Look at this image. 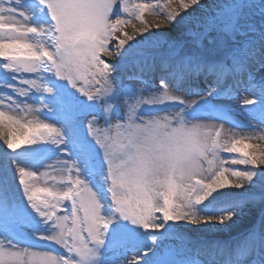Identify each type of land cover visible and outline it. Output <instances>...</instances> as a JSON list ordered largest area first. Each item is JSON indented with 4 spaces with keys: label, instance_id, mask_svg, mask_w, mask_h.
<instances>
[{
    "label": "snow or ice",
    "instance_id": "6c2138e0",
    "mask_svg": "<svg viewBox=\"0 0 264 264\" xmlns=\"http://www.w3.org/2000/svg\"><path fill=\"white\" fill-rule=\"evenodd\" d=\"M19 2L0 0V14L14 12L16 17H23V23L12 22L11 16L0 20V25H4L0 26V46H4L0 50V60L6 61L4 67L35 74L43 67L54 72L57 77L69 80L89 99L106 96L113 91V67L104 57H116L137 34L143 36L154 28L161 29V22L149 24L145 20V12L151 9L154 15L159 16L160 12L169 9L170 4V0L164 4L136 3L132 6L128 0H40L52 20L45 29L28 22L29 14L15 6ZM190 3L199 5V0H190ZM180 6L185 10L183 14L168 11L162 23L170 27L182 24L184 35L190 37L191 41L173 39L155 42V46L168 50V58L162 63V68L166 70L165 78L160 81L163 96L145 99L141 90L135 104L131 105L127 104L126 98L125 118L129 122L137 109L142 111L141 105H156L163 103L164 99L186 107L196 102L170 94L171 79L179 82L187 77L203 75L213 77L218 87L226 77L239 82L241 75L247 73L248 80L252 78L249 65L257 60L255 50L247 41L238 47L234 46L238 38L248 35L242 24L243 6H233L223 16L213 14L199 19L185 15L189 13L188 2L180 0ZM261 7L264 8V0H261ZM118 9L132 18L122 14L113 15ZM133 19L140 20L142 26L137 28ZM128 25L135 29L132 35L126 30ZM34 34L47 43L38 45ZM217 40L227 52L215 61H208L200 54V50ZM110 45H114L115 51ZM18 46L31 51L15 55L7 50ZM186 47L192 49L191 54ZM259 59L260 67H264V54ZM24 83L30 88L9 87L15 88L22 96H27L31 89L53 92L38 75L37 79L25 80ZM214 91L216 87L205 95H211ZM254 102V99H244L246 104ZM113 107L109 103L108 111L111 112ZM184 111V108H179L174 116L149 120L143 126L129 123L133 131L127 142L120 138V123L111 122L100 127L93 117L87 125L90 134L103 149L114 212L133 224L142 225L146 230L162 229L168 221L227 225L240 207L264 202V192L249 193L243 199L233 201L231 210L217 215H196L195 204L202 203L226 187L245 188L253 182L257 175L255 169L264 167V143L251 141L264 140V135L240 136L223 141L222 128L208 131L200 124L188 123ZM173 123L177 126L172 127ZM0 136L5 138L6 146L12 151L39 140L63 141L61 129L55 125L43 120L18 119L2 106ZM221 151L236 154L239 158L234 157L229 162L221 157ZM117 152L127 156L125 164H113L112 156ZM160 161L167 165L164 171L161 170ZM229 163L251 168L240 170L226 166ZM61 165L65 175L59 179L57 175L42 174L48 176L52 182L50 186H39L41 180L37 172L19 165L17 167L20 183L31 207L45 218V222L52 223L53 230L49 235H42L41 239L57 243L69 255H54L53 251L29 252L30 247L22 252H6L4 240H0V264H90L97 256V249L104 244L107 229L114 217L103 214L104 205L97 192L80 178L75 164L69 166L64 162ZM57 183H66L68 187L56 188ZM66 201L70 202L71 207L64 208V214H59ZM8 243L10 248L16 246L10 241ZM257 250L264 251V223L258 231L250 233L236 244L212 243L203 247L204 253L211 258L227 256L228 264H251L250 257ZM25 256L28 257L27 261ZM142 259V256H135L128 264H140ZM261 264H264V260Z\"/></svg>",
    "mask_w": 264,
    "mask_h": 264
},
{
    "label": "bare ground",
    "instance_id": "6f19581e",
    "mask_svg": "<svg viewBox=\"0 0 264 264\" xmlns=\"http://www.w3.org/2000/svg\"><path fill=\"white\" fill-rule=\"evenodd\" d=\"M34 1H35V3H37V1H38V6L25 9V12L27 14H29V19L31 21H32V14H34L36 17V23L37 24H34L33 21L29 22V23L32 25H35L37 27H42V28L46 29V27L48 25H50V23L49 22H42L41 18L45 16L46 21H49L48 17H51V16H50L46 6H44L40 3V0H34ZM139 3L154 4V3L149 2V1L148 2L147 1H139ZM129 5L132 6L133 3L132 4L130 3ZM32 9H34V10H32ZM170 11H179L180 12L181 8H179V6L174 5L172 7V10H170ZM167 13H168V10L160 12V15L157 16V15H154L152 10L150 9L147 12H145V20L149 24H154L155 22H161V28H162L165 25L162 23L163 18H164L163 15H165ZM180 13L183 14L184 10H182ZM161 15H162V17H161ZM1 17L2 16L0 14V18ZM11 17H13L12 22L23 23V20H21L20 18H18V17L16 18L14 16H11ZM127 17L132 18L130 15H128ZM244 18H245V14L243 13L242 21L244 20ZM133 23L136 25L137 28L142 26V22L138 19H133ZM242 24H243V22H242ZM0 26H2V25H0ZM175 27H176V29L167 25V29H168L170 35L174 36V39H184L185 40V38H182L184 36L183 25L177 23ZM126 30L128 31L129 35H132V33L135 31V29L132 28L131 25H128ZM161 30L162 29H155L154 28L150 32L145 33L144 35H148V34H151L153 32L159 33L158 31H161ZM161 34H163V33H161ZM143 36H140L139 34H137L134 37V40L130 41L128 43V45H126L120 51V53L118 55H116V57H104L105 59H107L109 61V63H111V65L113 67V72L111 73V79L113 81V91H112L110 97L113 95H115V96L118 95L124 101L127 98V104H129V105L135 104L136 96L140 94L141 90L144 93L145 99H147L149 97H161V96H163V90L161 89L160 80H158V77H159L158 74L161 72L157 71L158 68L157 69L154 68L155 66L150 68L149 73H146V72L144 73V75L148 76L149 78L154 77L155 80H158V82L155 84L156 85L155 87L150 86L148 83L145 84L140 79L131 78V80H128L126 78V75L130 74L132 72L129 69V67L126 66V64L123 62L124 55L126 54V52L130 51L133 54H138V52H137L138 48H141L143 46L153 45L152 40L147 39V40H143L142 42L139 41V38H141ZM261 37H263V36H261ZM34 39L36 42H38V41H40L41 37L37 34H34ZM35 41H34V43H35ZM234 46H235V44H234ZM110 47L113 49V51H115L114 45H110ZM191 47H194V46H191ZM186 50L188 51L189 54H190V52H192L191 48L186 47ZM226 52H227V49L222 48L220 46L219 40H217L216 43H214V44L206 45L204 49L200 50V54H202L203 57L207 58V59H209V58L210 59L211 58H217V59L221 58L222 56H224L226 54ZM4 64H5V61L0 60V69L2 67H4ZM256 67H258V70H259L260 63L256 64ZM259 73L264 75V70L261 69L259 71ZM40 74L42 76H44V74H42L41 72H38L36 74L34 73L35 76L40 75ZM47 74L50 75L49 71H47ZM53 75H55V74H53ZM122 75L124 76L123 81H121V79H120ZM192 78H195V77H192ZM62 82L63 81L61 80L59 83L61 85H63ZM43 83H44V85L51 87L53 89V92L48 93V92L43 91V89H39V90L34 89V91L31 90V92L33 91V93H40V94L42 93L40 95V98H46V96L49 94H53L51 96L50 95L48 96L50 98H53L56 96H60L61 98L64 97V91L57 89V82H50L49 80H45V81H43ZM170 85H171L170 86V94L180 95V96L187 98L189 100H195L196 101L191 106L186 107L184 105V107H182L185 109L183 115H184L186 122L200 124V125L204 126V128L208 131H212L216 128H222V139H223V141H228V140H231L233 138H239L240 136L264 135V121H262V120L257 121V122L255 120H252L251 121L252 123H249L250 124L249 128H246V129H237V128L230 126L226 123H222L219 120L208 119V117H203V116L201 118H198V119L195 118L193 120L187 121L186 120V113L188 114L187 117L190 118V116L196 110L195 108L199 107L198 105L202 104L200 99H201V97L205 98V95L198 96L195 93L194 88H193L194 90L192 92V91H189L188 87H186V88L184 86L177 87V86H173L171 83H170ZM132 90L135 91L134 95H132L130 93V91L132 92ZM238 91H239L238 96H245V97L248 96V93H246L248 91H242V90H238ZM258 91H256L254 94L257 95ZM216 93L218 94V97H221V96H226L228 91L225 88H223V89L217 90ZM29 96H31V95H29V93H28V95L26 97H28V99H29V98H31ZM111 99H112V97H111ZM10 100L13 101V97H11ZM15 100L18 101L17 99H15ZM0 101H2V105H0V106H2L5 111L16 116L18 119L25 120V121L29 120V119L45 121L44 119H41V117L39 116V114H37L35 109H32V107H34V108L36 107L32 104H29V103L26 104V106L29 107V110H23L20 112L11 103H5L3 100H0ZM254 101H257L256 102L257 107H259V105H261V104H264L263 99L259 101V100H256V98H255ZM169 102H171V101L164 99L163 103H158L156 105L145 104V105H141L140 107H143L142 110H144L145 108L148 109L149 107H152V106H156L157 108H163V106L168 107V105H166V103H169ZM47 106H50V108H51V110L49 112L51 115H53V116L61 115L63 118H65L64 113H59L58 112L59 110L55 108V104H51V105H47ZM45 107H43V108L45 109ZM104 108H107V106H105ZM123 111L127 112V106L124 105ZM176 111H178V109L171 108V110H169V111L168 110H162L161 112L153 111L150 113V115H147V114L143 113V111H142L140 116L147 120L146 123L136 121L134 119L135 118V115H134L132 117L133 120L130 121V124L133 126H137V125L143 126V125H146L149 120L163 119L164 117H172V116H174V113ZM249 116H247V119L249 118ZM101 118H103V116H101ZM240 120L246 122V120H244V119H240ZM249 120H250V118H249ZM176 126L177 125L175 123L172 125V127H176ZM126 131L132 132L133 128L128 126L127 130L122 129V132L120 133V138L126 133ZM226 136H228V137H226ZM256 141L257 142H254L252 140L251 142L252 143H262V141L264 142V140H256ZM60 144L61 143L54 142L53 147L56 148ZM23 147L24 146L17 149L16 151H12V150L8 149V147L6 146L5 138L3 136H0V161H1L0 166H1V168L4 169L6 177L11 178V179L16 181V191H15L16 193L15 194L18 197L19 201H22V202L24 200H28V199H27V196L23 190V186L21 185L20 180H19V170H18L17 165H19L20 167L29 169L31 171L37 172V176L40 177V180H41V183L39 186H46V185L50 186L52 183L46 182V180L48 179V176H45L42 174L49 173L51 175L60 176L62 173V169H63L61 164L64 161H66L69 164V166L71 164H75L73 158H68V159L62 158L61 160H58L54 164L52 161L49 162L50 164H53V167H52L53 170L52 171L48 170V169H50L49 167H42V165H40V164H37V165L32 164V162H29V161H27V162L30 165L25 166L26 160L23 157L24 156L23 152H22ZM60 149L62 151L65 150L63 148H60ZM26 150L27 149H25L24 151H26ZM66 152L70 153L71 151L67 150ZM24 153H26V152H24ZM29 154H30V152H29ZM81 154H82L83 159H84L82 162H85V164H84L85 166L89 165V164H93V165L100 164L101 168H103V167L105 168V171H106L105 173L102 172V173H98L96 175L98 183L104 185V187H105V183L103 181L108 180V173H107V163H106V159H105L103 150H99L98 153L97 152L96 153L90 152L86 155L85 153L82 152ZM222 154L225 155V159L229 160V162H231V160L234 157L237 159L239 158L238 156H236V154H233V153H227V152L221 151V153H220L221 157H223ZM58 162H62V163L58 164ZM77 162H81V160L78 159V160H76V164H77ZM226 166H231L233 168H241L240 170H242V169L247 170V169L251 168V166L231 164V163H229ZM80 169H81L80 171L84 170L83 167ZM258 170H260L264 173V167H261ZM64 175H65V173H64ZM82 175H81V178H86L85 175H83V176ZM256 179H257V177H255L253 182L250 185L246 186L245 188L226 187V188L214 193L211 197H209L208 199H206L202 203H198L199 208H196L193 206L196 215L199 217L202 215L221 214L224 211L231 210V206H232L233 201L243 199L249 193L264 192V179L260 178V179H257V181H256ZM87 181H88V179H87ZM87 184L91 187V185L89 183H87ZM55 187L59 188V189H66V186H63L62 184L61 185L55 184ZM223 198H225V199H223ZM103 199L104 200H102V204L107 205V202H110V201H108V199H105V197H103ZM218 200H221V201H219L220 203L226 201L225 203H223V205L226 203L227 204L224 206L221 205L220 203L218 205L215 204V201H218ZM104 214H107V211H106V213L104 212ZM157 215H160V214L158 213ZM263 215H264V202H253V203L247 204L246 206L240 207L239 210L237 211L236 215L227 223V225H221V224H215V223H203V222L200 224H195V223H191L188 221H168L167 224H169L170 227L164 226V228L159 229V230H146L143 228L142 225L134 224L133 226L129 225L127 227L126 225L125 226L120 225V224H117V223L112 221L108 227L107 232L109 233V236L106 235L107 237H105V242L110 241V240L114 239L115 237H119V236L121 238L127 237V241L125 242L123 240H120V242H124V244L121 247L114 246L113 248H111L110 250H108L106 252L104 257H99V255L97 254V256L93 258L92 264H128V261L132 260L135 256H142L143 257L142 261H140V264H163L165 261L168 260V258L173 256L175 252H173L171 256L169 255L170 257L168 256L166 258V256L163 254L165 252L164 241H157L156 237L157 238L159 237V239H160L163 236H173V237H171L172 240L171 239H167V240L170 241L169 242L170 245H175L174 249H176V250L182 248L184 245H189V243H193V241L201 242L200 240H204V239L222 242V241H224V239L226 237H231V236L240 234L243 231H245L246 229H249L251 226L254 227V229L260 228L261 224L264 223V216ZM130 235H132L133 238L128 237ZM148 235H153L155 237V239H154L155 242H152L148 247H137V248L133 247V243L135 242L136 238H138V237L144 238L145 236H148ZM150 238H151V236H150ZM197 239H200V240H197ZM188 240H189V242H186ZM193 245H194V248L200 249V251L203 252L204 243L201 242L200 244H198V242H194ZM98 248L102 249V247H100V246ZM4 250L6 252H8V251L22 252L23 251V250H13L10 248H4ZM29 252L42 253L40 251L33 250V249H29ZM145 253H147V254H145ZM204 255H207V254H204ZM161 257H163V258H161ZM208 258H209V256H207L206 260H203L202 263L205 262V263L209 264ZM27 260H28V257L26 256L25 261H27Z\"/></svg>",
    "mask_w": 264,
    "mask_h": 264
},
{
    "label": "rangeland",
    "instance_id": "374dc122",
    "mask_svg": "<svg viewBox=\"0 0 264 264\" xmlns=\"http://www.w3.org/2000/svg\"><path fill=\"white\" fill-rule=\"evenodd\" d=\"M132 1V0H131ZM138 0H133V5L137 3ZM140 1V0H139ZM151 2H155V3H160V4H164V3H169V0H150ZM185 2H188L190 7L187 10L189 13H186L185 15H192L193 18L199 19L200 17H205V16H210L213 14H216L217 16H223L230 8H232L233 6L236 5H242L243 6V13L245 14V18L242 21L243 22V27L244 29L247 31L248 35L245 38H238L235 41V46L238 47L240 44L245 43V41L250 42L253 49L256 52V57L257 60L253 61L252 63H250L249 65V70L251 71V75L252 78L251 80H247V81H243L242 83L239 84V82H237L236 87L239 90L242 91H248L246 93H248L247 98L248 99H255L256 100H264V75L260 74L259 71L262 69L264 70V67H260L258 70V67H256V64L261 63L259 57L264 54V8L261 7V0H199V5H192L190 3V0H185ZM132 4V3H131ZM176 5L179 6V8H181V11L184 10L182 8V6H180V0H170V4H169V9H167L168 11L172 10V7ZM156 11H160L159 9H157ZM180 11V12H181ZM185 11V10H184ZM118 12H115L113 14H117ZM122 12L120 11L119 14H121ZM127 16V14H125ZM167 14L163 15V17H165ZM162 17V15H161ZM50 24L52 23V21L49 22ZM180 24V23H178ZM170 26V25H169ZM176 25L173 26V28L176 29L175 27ZM161 31H158L159 33H151L148 35H144L143 37L139 38V41H143V40H152V46H143L141 48H138V52H142V53H157L158 56L160 55L163 59L164 58H168V50L166 49V47H157L155 46V42L156 41H167V40H173L174 36L170 35L168 29H167V25L161 28ZM163 33V34H161ZM166 35V36H165ZM263 36V37H261ZM185 38V41L190 42L191 38L190 37H186L185 35L182 37ZM34 43V41H32ZM206 43V42H205ZM190 46H194V45H190ZM191 54V52H190ZM202 55V54H201ZM133 56V54L131 52H128L124 55V59L123 61L127 58H131ZM203 56V55H202ZM131 60V59H130ZM126 62V61H125ZM12 70H14V68H12ZM52 75V73H51ZM48 78L56 81V82H60L61 80L64 81V85H65V91H66V97H69V105L66 104V110L71 111L73 114H75L76 112H79V110L81 111V107H91L92 105L90 104V102L93 99H89L85 94L81 93L77 87H74L71 82L69 80H67L66 78H60L57 77L56 75H52V77L47 76ZM165 77L161 76L160 79H163ZM58 82V83H59ZM22 84V83H21ZM25 84V83H23ZM204 84V93L209 92V88H213V87H217L216 84H210V85H206ZM221 85V84H219ZM224 86L226 85V82L223 84ZM222 88V87H221ZM259 90V91H258ZM256 91H258V94H254ZM200 94V95H203ZM82 96V97H81ZM214 95H207L205 98L201 99V101L203 102V106L205 108H209V106H214L215 108L220 109L221 111H226V113L229 115V117H231V119H233V122L236 123V126L234 125V127L236 128H244V127H248L249 123H245L242 121H238L236 118L237 117H241L243 115V113H247L250 115V111H248L251 107L255 110L257 104L255 101L254 103L251 104H246L244 103V99L243 97L241 98H227V97H213ZM85 100H84V99ZM101 98L100 101L98 102V106L100 107L102 100L106 101L105 99H107V97H98ZM260 98V99H259ZM85 101L87 102L85 104ZM97 99L94 98L93 102H96ZM213 101H218L215 104H213ZM113 110L115 111V109H117V105H118V101H114L113 102ZM218 105V106H217ZM262 105V104H261ZM232 114H231V113ZM258 114L259 116L261 115L262 117H264V105L259 106L258 109ZM98 115V114H96ZM93 115L90 116L88 118H84L83 119H79L78 125L79 127L77 128V124L74 122L69 123L68 125H71V132H72V137H84L87 141H89V145L86 147L87 150H102V147L97 143V141L95 140V138L90 134L89 128H88V122L89 120H91L93 117H95L97 119V122L100 124L99 122V117ZM246 116V114L244 115ZM114 123H120L121 126L122 125V119H118L117 121H115ZM104 123H101L99 126L103 127ZM76 125V126H75ZM230 125V124H229ZM130 134V133H129ZM129 134H125L124 137H121V140L124 142H127L128 136ZM228 137V136H226ZM230 141V140H228ZM254 142H257L256 140H253ZM259 142V141H258ZM262 143H264L262 141ZM122 155H125L123 152H117L114 153L112 156V161L113 163L115 162L118 165H123L127 162V156L125 155L124 158H122ZM241 169V168H239ZM242 170H246V169H242ZM255 171H257V179H264V173L258 169H255ZM256 179V181H257ZM109 180L105 181L107 187L109 185ZM108 196L110 197V192L107 188V192ZM224 199V198H223ZM219 202V201H218ZM224 202H221L220 204L223 205ZM217 203V202H216ZM219 204V203H218ZM217 204V205H218ZM227 204V203H226ZM224 204V205H226ZM223 205V206H224ZM222 206V207H223ZM194 207L198 208L199 205L195 204ZM112 217V215H111ZM167 223V222H166ZM165 223V226L169 227V224L167 225ZM254 232L252 230V226L249 229H246L245 231H243L242 233L243 236H248L250 233Z\"/></svg>",
    "mask_w": 264,
    "mask_h": 264
},
{
    "label": "clouds",
    "instance_id": "9594fccd",
    "mask_svg": "<svg viewBox=\"0 0 264 264\" xmlns=\"http://www.w3.org/2000/svg\"><path fill=\"white\" fill-rule=\"evenodd\" d=\"M45 43H47V41H44V40H40L37 42L38 45L45 44ZM3 48L4 46H0V50H2ZM7 50L11 51L15 55H20L23 53H30L31 51L30 49L24 48L23 46H18L16 48L7 49ZM160 165H161L162 171H164L167 168V165L163 161H160ZM209 264H228V257L224 256V257L213 258L212 260L209 261Z\"/></svg>",
    "mask_w": 264,
    "mask_h": 264
}]
</instances>
